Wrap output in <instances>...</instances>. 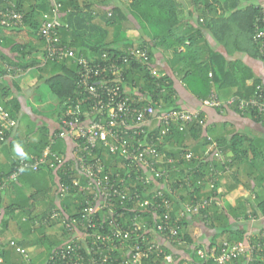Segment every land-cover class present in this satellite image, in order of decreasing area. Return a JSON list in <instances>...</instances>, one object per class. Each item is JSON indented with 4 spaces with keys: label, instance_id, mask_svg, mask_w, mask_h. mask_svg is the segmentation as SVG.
<instances>
[{
    "label": "trees",
    "instance_id": "trees-1",
    "mask_svg": "<svg viewBox=\"0 0 264 264\" xmlns=\"http://www.w3.org/2000/svg\"><path fill=\"white\" fill-rule=\"evenodd\" d=\"M56 1L61 4L57 14L61 25L56 27V36L54 34L52 36L58 39V46L67 45L72 47L77 57L82 56L91 59L92 55L96 53L98 57L94 56L93 58L98 62L101 60L103 53L113 57L126 50L128 45H144L147 47L150 63L152 64V54L149 47L151 40L159 42L165 49L167 47L173 49L183 47L184 50L181 51L180 56L183 55L185 59L189 55L188 57L191 58L189 62L192 60L195 62L193 66L199 70L202 76L204 91L201 94L203 98L208 96L211 87L218 94L221 85H226V80L231 78L235 80L230 83L239 87V91L236 90L237 92L232 96L237 98L232 104L226 105V101L223 102L220 96L216 94L222 104L220 107L212 108L223 110L229 106L241 114H248L259 119L264 117V110L259 111L258 106L249 104L244 109L238 108L240 101L249 102L253 100L264 104V87L260 84V81L255 78L251 85L247 86L245 84L247 77L253 76L252 71L239 60L227 61L222 54L213 52L209 48L206 49V52L210 55V61L208 64L201 66V62L197 61L201 60L202 52L194 49L199 31L195 29L194 24L188 22L184 24L181 20L184 4L188 5V17L196 15V24L210 27L213 32L214 28L216 26L218 28L220 23L233 20L240 27V30L244 31L245 39L247 38L252 46V54L260 57L264 62V56L260 52L264 37L258 36L259 31L264 33V21L262 20L264 12L260 6L254 3V0ZM51 6H53L52 0H0V10L13 8L23 15L22 24L19 26L1 27L0 25V36L6 40V35L9 33L26 31L29 36L36 37L41 42L44 58L46 39L42 37L39 30L44 19L40 9L49 12ZM72 19H75L76 25L74 26L71 24ZM89 23L91 26H89ZM95 23L101 25L99 33L93 37L90 35L89 39L84 38L83 33L86 29L92 30L91 27ZM133 28L139 29L142 37L139 43H133L126 36V30ZM74 30L76 33L73 32ZM13 44L14 51L21 57L20 60L25 55L30 54V49L28 50L23 42L13 41ZM28 59L30 62L21 66L22 68L16 64L14 67L25 70L29 65L39 62L32 55H28ZM46 60L45 64L38 68V77L43 79L49 90L60 99L56 117L54 120L46 122V124L35 127H31L30 123L20 124L19 119L16 117L19 101L15 97L3 98L8 94L7 90L9 89L5 85L0 96V99H5V101L0 100V103L9 116L15 120L14 129L18 137L16 140L8 142L12 133L8 132L5 140L0 143L1 149L3 148V151H5L0 172L6 176L13 171L19 159L22 158L15 151L14 155L8 159V155L11 154L10 151L15 149L17 145L27 153L25 158H29L33 154L35 156L40 155L43 149L49 145L50 149L56 153L66 154L68 160H66L67 163L64 166L59 165L56 167L51 166V158L48 157L38 169L35 170L28 166L22 170L16 178L17 181L21 177L25 178L30 175L39 179L45 177L46 180L44 188H36L33 184L27 186L31 199L27 206L0 198V216L3 211L5 212L1 221L3 225L0 229V239L3 241L1 246L3 259L0 264H25L19 247L25 248L35 245L37 247L36 252H39L42 255L41 257L44 256L39 260L31 256V264H43L55 251L65 248L66 244L72 241V238L62 223V217L70 216L76 218L79 222L83 215L84 196L90 197L91 194L90 191L83 192L84 195L78 194L72 184L73 179L78 180L83 185L89 180L86 174L80 172L77 158L71 157L74 147L73 141L71 142L72 139L56 137V134L60 132L59 126H57L59 123L58 117L65 111L64 102L67 99L78 101L82 96H85L84 93H78V77L76 75L78 65L69 58L60 62ZM3 62L4 60L0 58V74L5 71L4 65H2ZM153 69L159 73L157 67L153 66ZM234 69H237V72L235 77H232ZM124 76L126 80L124 87L127 89V95L131 99L135 98L136 101H133V103L137 106L148 102L154 104L155 101H158L166 108L184 109L176 105L173 97L174 89H172L171 84H168L169 82H167L164 75H160L158 79L153 78L144 64L132 61L131 65L125 69ZM2 78H0V82ZM162 86L164 92H160ZM89 105L90 103L87 102L82 107L88 108ZM95 116H98V114ZM199 120H203L201 115ZM199 120L184 125L182 130L179 129L176 121L169 123L168 127L159 124L155 119L142 125L141 129H143L146 137L143 136L141 139H146L152 144L158 159L155 167L160 171H165V174L159 179L155 180L153 176H149L148 179V173L141 168L140 174L144 176V179L136 180L137 166L120 154L109 152L101 144H96L92 148V152L85 154L83 160L94 162L99 159L103 167L102 175L107 174L113 178L118 185L122 186H120L121 189L127 190L129 195L137 192L141 198L152 200L154 199L153 193L149 189L160 190L163 197H166L171 204L172 217L178 215L180 210L185 211L187 205L191 206L176 224L178 236L183 245L176 243L162 245L163 252L158 255L156 252H152L142 260V264H174L169 260L176 259L178 255L175 257L174 254L189 255L192 258L191 262L186 263L179 259L180 262L177 264H213L210 259L200 258L197 251L199 249L205 251L215 247L218 253L225 246L224 244L239 243L248 245L250 252H246L242 255L243 257L234 254L233 261L235 263L264 264V224L258 225L256 223L258 220L264 222V152L261 147L264 145V139L233 132L228 136L217 137L213 140L208 135H202L204 128ZM163 126L168 130L162 131ZM52 140L53 142H51ZM79 141L82 142V139ZM213 143H216L215 148H212ZM215 149L220 150L222 153L225 159L224 164L213 158L212 153ZM183 153H191L192 155L189 160H186L181 157ZM168 158H173L175 162H167ZM8 160H10V164L6 169L4 165L8 163ZM226 164L229 165L231 172L229 170L227 172L224 168ZM210 166L214 167V170L221 169L222 174L215 180L213 188H206L204 185L206 178L210 175L211 177H217L214 172L210 171ZM26 178L27 181L30 179ZM49 183H51V186L48 185ZM238 184L245 185L246 189L249 190V194L239 197L237 204L232 206L227 201V194ZM61 185H69L70 191L64 192ZM42 201L47 203L46 206L36 211L38 203ZM136 201L135 199L121 201L119 197H114L104 212L100 211L95 214L96 226L88 228L87 231H84L76 222L74 225L76 231L86 240L81 243V250L85 252L100 244L103 253H109L111 257L110 264H120V262L124 264L128 257L120 249H107L108 244H102L99 240L96 241L93 234L106 233L111 235L116 229L130 230L135 223L141 226V229L136 230L139 237L132 238L128 241V244H133L142 235H145L148 240L152 239L155 226L163 220L164 208L160 206L156 208L157 210H149L141 207ZM198 205L203 206H199L194 211L193 206L197 207ZM19 211L25 212L28 217L27 223L24 222L23 227L19 226V229L26 235L7 249L5 245L6 242L9 243V240L5 239H7V234L12 233V228L17 230L18 226H12L11 221ZM205 230L210 231L212 236L211 241L204 245L200 240L203 238ZM147 243L148 241L144 242L143 245L146 246ZM187 245L188 249L186 248Z\"/></svg>",
    "mask_w": 264,
    "mask_h": 264
},
{
    "label": "built area",
    "instance_id": "built-area-1",
    "mask_svg": "<svg viewBox=\"0 0 264 264\" xmlns=\"http://www.w3.org/2000/svg\"><path fill=\"white\" fill-rule=\"evenodd\" d=\"M52 4L53 6L50 7V11L43 15L44 19L39 29L42 37L46 39L45 58L57 62L65 61L67 58L73 62L75 61L78 65L76 71L78 93L85 94L78 101L67 99L64 102L65 111L58 117L59 123L57 126H59L60 132L56 134V137L60 136L72 139L71 142L73 141L74 147L71 157L77 158L80 172L86 174L89 178L84 185L80 184L76 179H73L72 184L78 194L84 195L85 193L83 192L85 191H90L91 194L90 197L84 196L83 215L79 222H77L76 218L70 216L62 217V223L67 228L72 241L68 242L65 248L55 251L43 264H110L109 260H111V257L109 253H103V248L100 244L85 252L81 250L80 245L86 240L80 236L74 225L77 222L84 231H87L88 228H94L96 226L94 221L95 214L100 211L104 212L114 197H119L121 201L135 199L137 200V204L149 210H157L156 208L160 206L164 208L163 220L155 226L156 228L152 232V239L148 240L145 235H142L133 244H128V241L132 238L139 237L136 230L141 229V226L135 223L132 229H116L111 235L106 233L93 234L96 241L99 240L102 244H108L107 249H120L128 257L124 264H142V260L152 252H156L157 255L163 252L162 245H170L171 243L183 245V242L179 239L176 224L191 206L185 205V211L180 210L178 215L172 217L171 204L166 197H163V193L160 190H156L155 188L149 189L153 193L154 199L152 200L141 198L137 192L129 195L127 190L121 189V185H118L113 178L107 174L102 175L103 167L99 159H96L94 162H85L83 158L86 153L92 152V148L96 144H101L109 152L118 153L137 166L135 172L136 180L144 179V176L140 174L141 168L148 173V179L149 176H153L155 180L159 179L165 174V171H160L155 167V164L158 162L157 153L152 144L146 139H141L143 136L144 138L146 137L143 129H141L142 125L155 119L159 124L161 123L168 127L169 123L176 121L179 129L182 130L184 125L194 120H199L201 112L197 110L166 108L158 101H155L154 104L148 102L140 106L134 104L135 98L131 99L127 95V89L124 87L126 82L124 72L131 65V62L144 64L151 77L156 79L160 77V74L154 71L153 65L150 63L147 47L144 45H128L126 50L117 55L113 54L115 55L113 57H109L106 53H103V59L101 57V60L98 62L93 57L91 59L82 56L77 57L72 47L67 45L58 46V39L52 36V34L55 35L56 33V27L61 25L57 18L61 4L56 0H52ZM22 20V13L15 11L13 8L0 10L1 27L19 26L22 24ZM262 20L264 21V16ZM258 36L263 38L264 33L259 31ZM260 49L261 55L264 56V42ZM19 72V68L7 65L4 73L0 74V78L11 75L15 76ZM164 91V87L162 86L160 92ZM138 99L140 100V98ZM236 99L235 97H230L226 100V104H232ZM87 102L90 103L89 107H82ZM202 103L210 107H220L222 101L217 98L213 90H210V93L202 100ZM249 104L258 106L259 111L264 110L262 102L259 103L253 100L249 102L240 101L238 108L244 109ZM96 114L98 116H95ZM104 114L106 115L104 116ZM199 122H202V120H199ZM14 126L15 120L9 116L0 103V143L5 140L8 132H13ZM164 126L162 131L168 130ZM81 139L82 142L79 141ZM215 144L213 143L214 148ZM212 154L213 158L224 164L225 159L220 150L215 149ZM191 155V153H183L181 157L189 160ZM48 157L51 158V166L56 167L59 165L64 166L67 163L66 160H68L66 155L56 153L50 149L49 145L38 156L22 157L12 172L6 176L0 172V194L8 182L15 180L25 167L30 166L36 170ZM167 162L174 163L175 161L173 158H168ZM224 168L226 170L230 169L227 164ZM210 171L214 172L217 177H211L210 175L206 178V181L203 179L206 188H213L215 180L222 174L221 169L214 170L212 166H210ZM61 186L64 192L70 191L69 185ZM199 206L203 205L193 206V210L196 211ZM105 218L107 219L108 217L106 216ZM146 241L148 243L144 246L143 243ZM15 243L14 240H10L8 244L12 246ZM2 244L3 241L0 239V263L3 259L1 254ZM224 245L218 253L215 247H212L205 251L199 249L197 255L200 258L210 259L213 264H237L233 261V255L242 256L250 249L248 245H242L241 243ZM186 248L188 249V245ZM19 249L23 254L25 264H31L28 249L20 247ZM191 260L192 258H188L187 262H191ZM120 264H123V262H120Z\"/></svg>",
    "mask_w": 264,
    "mask_h": 264
},
{
    "label": "crops",
    "instance_id": "crops-1",
    "mask_svg": "<svg viewBox=\"0 0 264 264\" xmlns=\"http://www.w3.org/2000/svg\"><path fill=\"white\" fill-rule=\"evenodd\" d=\"M45 1V0H44ZM254 3L262 9L264 12V0H254ZM42 16L48 12L42 11L40 9ZM188 5L184 4L182 6V18L184 24L191 23L196 26L195 29L199 31L197 39H196V45L194 46V49L197 51H201V60H198L197 62H201V66H204L205 64H208L210 61V55L208 52H206V49H211L213 52H218L222 54L227 61H235L239 60L243 65L247 66L253 73V76L247 77L245 84L247 86L251 85L254 81V79H258L260 81V84L264 87V62L263 60L258 57L257 55L252 54V46L250 42L245 39L244 37V31L240 30V27L234 22L233 20L227 21L225 23H220V25L214 28V32L210 27L203 26L200 24H196V15L194 17H188ZM200 21L202 19H199ZM72 26L75 24V19L71 20ZM89 26L90 23H89ZM103 26V25H102ZM101 28V25L98 23H95L93 27H91L92 30L86 29V31L83 33V37L89 39L88 37L91 35V37L96 36V34L99 33V29ZM22 33H14L6 35V40L0 36V58L4 60L3 64L4 68L9 65L13 66L20 65L23 66L24 64H28L29 59L24 57L23 59L18 53L14 51L13 47V41L24 43L26 44L30 55H32V52H36L38 63L29 65L25 70H20L18 75H11L6 76L1 79L0 82V96L2 94V91H4L5 85L9 87L8 94L5 95L3 98H12L15 97L17 100L18 96L13 94H20L21 90L25 88V83L20 78H26L24 75H26L25 72L29 71L32 68H36V79H38L39 75V66L45 64L47 61L46 58H43V49L41 42L38 41L36 37H31L27 34L26 31H20ZM76 33V31H73ZM78 32V30H77ZM214 34V35H213ZM126 36L128 39H130L133 43H139L142 40V37L140 35L138 28L128 29L126 30ZM11 39V40H10ZM85 40V39H84ZM81 42V41H79ZM187 43V42H186ZM150 51L152 54V65L157 67L159 70L160 75H164L166 77L168 84H171L172 89H174V100L176 105L183 107L186 110L191 111H199L201 112L202 125H203V133L202 135H208L209 138H212L215 140L217 137L221 136H228L229 134L233 132L243 133L253 138H263L264 139V117L261 119L254 118L251 115L248 114H241L237 112L233 107L227 106L223 110H217L210 106H206L202 103V100L204 99L202 96L203 90V80L202 76L200 75V72L198 69H195L193 64V60L187 56V58H183V55L180 56L181 51L184 50L183 47H175L176 49H173L172 47H167L166 49L159 44V42H156L155 40L150 41ZM79 49V48H78ZM2 55V56H1ZM28 55V54H27ZM29 55V56H30ZM98 57L96 56V53L92 55V57ZM33 57V55H32ZM91 57V58H92ZM45 59V60H44ZM7 62V63H6ZM20 63V64H19ZM18 68V67H17ZM22 68V67H21ZM227 68V67H226ZM229 68V67H228ZM237 72V69H234V73L232 77H235V73ZM25 73V74H24ZM243 75V74H242ZM245 75V74H244ZM35 79V80H36ZM23 80V79H22ZM235 79L231 78L230 80H226V85H221V88L218 90V96H220L221 100L224 102L228 100L230 97L234 95L236 90H238V85H233L230 82L234 81ZM24 81H28L25 80ZM32 82V81H31ZM34 85V84H31ZM14 88V91L12 92V89ZM211 90H213V87H211ZM239 91V90H238ZM209 94V93H208ZM206 98V97H205ZM4 100L5 99H0ZM227 105V104H226ZM225 105V106H226ZM52 125V124H51ZM16 130L14 129L13 132L10 135L9 141H13L17 139ZM2 146H0V168H2L1 163L3 161V156L5 155V151H3ZM214 146L212 145V148ZM262 151L264 152V145L261 146ZM211 148V149H212ZM11 154L8 155V159H10L14 153L15 149H12L10 151ZM66 153V152H65ZM34 155V154H33ZM66 155V154H65ZM198 155V154H197ZM10 164V160H8V163L4 165V167L7 169ZM3 168L4 170H6ZM2 169V170H3ZM229 170V169H228ZM228 170H226L228 172ZM230 171V170H229ZM231 172V171H230ZM28 179L27 181V178ZM25 178L21 177L20 180L17 181V179L8 182V184L4 187V189L1 191L0 198L6 201L11 202H17L18 204H21L22 206H27L30 203V192L27 189V186H30V184H33L36 188H44L46 186V180L44 178L39 179L37 177H33L32 175L26 176ZM50 179V178H47ZM55 181V179H54ZM56 182V181H55ZM51 186V183L48 184ZM249 194V190L246 189L245 185L238 184L233 190H231L227 194V201L230 205L234 206L237 204V199L239 197L247 196ZM46 202L42 201L41 203H38L36 211L46 206ZM4 209V208H3ZM5 210V209H4ZM5 212L3 211L0 216V229L2 228L1 224L3 220V215ZM27 216L25 215V212L19 211L13 216V220L11 221V225L16 228H12V233L10 232L7 234V239L5 240H14L15 242L20 241L23 237H25L26 234L22 232L19 228L24 226V222L27 223ZM258 225L264 224L263 221H256ZM24 224V225H22ZM256 225V224H254ZM20 226V227H19ZM257 226V225H256ZM211 232L205 230V234L203 235V238L200 240L201 243H207L211 241ZM8 241V242H9ZM9 244L6 242L5 247L8 249ZM28 249L29 256L31 258L34 257L35 259H42V255L39 252H36L37 247L35 245H30L25 247ZM39 253V254H38ZM174 254V253H173ZM176 259L172 258L169 259L171 262L179 263V259H182L185 263L187 262V259L190 258L189 255H179L174 254Z\"/></svg>",
    "mask_w": 264,
    "mask_h": 264
},
{
    "label": "rangeland",
    "instance_id": "rangeland-1",
    "mask_svg": "<svg viewBox=\"0 0 264 264\" xmlns=\"http://www.w3.org/2000/svg\"><path fill=\"white\" fill-rule=\"evenodd\" d=\"M28 55H25V57L28 58ZM32 55L37 56V53L32 52ZM25 73L24 77L26 76V78L19 79L25 83V88L21 90L20 94H13L18 96L19 99L16 117L19 119L20 124L30 123L31 127H35L54 120L60 104L59 97L49 90L43 79H36V68H32ZM24 79L28 81H24ZM11 89L13 92L14 88ZM258 222L260 221L258 220Z\"/></svg>",
    "mask_w": 264,
    "mask_h": 264
},
{
    "label": "clouds",
    "instance_id": "clouds-1",
    "mask_svg": "<svg viewBox=\"0 0 264 264\" xmlns=\"http://www.w3.org/2000/svg\"><path fill=\"white\" fill-rule=\"evenodd\" d=\"M15 151H16L17 155H19L21 157L27 156V153H25L19 145L16 146Z\"/></svg>",
    "mask_w": 264,
    "mask_h": 264
}]
</instances>
